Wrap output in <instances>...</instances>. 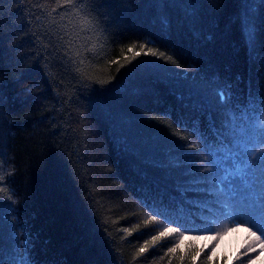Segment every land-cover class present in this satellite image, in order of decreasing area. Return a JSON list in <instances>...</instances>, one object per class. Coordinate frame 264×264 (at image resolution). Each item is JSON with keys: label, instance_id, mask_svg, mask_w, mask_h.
Here are the masks:
<instances>
[{"label": "trees", "instance_id": "trees-1", "mask_svg": "<svg viewBox=\"0 0 264 264\" xmlns=\"http://www.w3.org/2000/svg\"><path fill=\"white\" fill-rule=\"evenodd\" d=\"M242 3L0 0V261L226 264L244 234L169 249L264 224V8L249 39Z\"/></svg>", "mask_w": 264, "mask_h": 264}, {"label": "snow or ice", "instance_id": "snow-or-ice-1", "mask_svg": "<svg viewBox=\"0 0 264 264\" xmlns=\"http://www.w3.org/2000/svg\"><path fill=\"white\" fill-rule=\"evenodd\" d=\"M64 3H71L72 0H63ZM242 25L247 29V36L249 39H253L256 35V17L260 15V10L264 8V0H243L242 3ZM136 45H131L128 47L127 51L129 53H134L132 59L138 57L143 53L144 55L158 56L160 58H164L171 63H177L176 60L172 56H167L164 52L159 51L158 49L147 47L146 44L140 45L139 51H134ZM123 52V50H122ZM125 59L130 63L131 60L125 56ZM118 61H113L116 63ZM123 67V65H121ZM119 71V69H118ZM3 175H0V180H3ZM7 189L0 188V192H6ZM10 198V197H9ZM247 214L243 217L235 215V213H231L227 216L228 219L232 220L234 223L233 227H227L222 232H216L215 235H186L182 234L178 243L175 244L174 247L170 248L169 251L175 253L177 248L183 249L186 241H193L196 244H199L201 241L205 242L203 244V248H208L209 244L212 241L218 242L212 248L210 255L207 257L208 261H213L214 258L220 252L221 245L224 244V241L227 237L232 236L233 234H244L243 243L239 244L232 255L228 256V260L226 264H231L233 257L240 258L237 254L242 256H249L250 253H255L259 250V254L254 258H250L246 264H264V224H262L260 217L261 212L257 207H247ZM255 217V219L253 218ZM156 216H152L151 220L155 221ZM145 223H148L146 221ZM250 225V226H249ZM255 229V231L253 230ZM128 232V230H125ZM178 228L174 227H166L163 231L159 232L158 235L152 237V243L154 244L161 237H166L172 233L178 232ZM130 234V232H129ZM148 244L146 243L144 246L140 247L138 252L140 254L144 253L147 250ZM245 248L246 250L243 253H240V249ZM201 252L197 251L194 255H192L191 259L193 262L197 260L200 256ZM227 255V253H225ZM183 259V257H181ZM0 264H4L3 261H0ZM15 264H32V262L27 257L19 258Z\"/></svg>", "mask_w": 264, "mask_h": 264}]
</instances>
